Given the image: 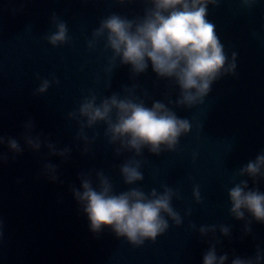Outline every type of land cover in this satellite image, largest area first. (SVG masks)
<instances>
[{
  "label": "water",
  "instance_id": "1",
  "mask_svg": "<svg viewBox=\"0 0 264 264\" xmlns=\"http://www.w3.org/2000/svg\"><path fill=\"white\" fill-rule=\"evenodd\" d=\"M150 7V0H0V136L16 138L23 149L14 156L6 143L0 145V155L7 157L0 160V264H202L213 243L231 264L234 256L254 258L257 246L264 251V224L251 217L236 220L228 195L241 180L264 192V179L254 183L239 175L264 153V0L248 5L218 0L209 6L207 19L229 61L237 54V67L191 108L177 105L175 81L158 78L151 66L134 76L129 66L113 62L106 36L93 37L110 15L137 19ZM53 15L66 23L69 36L68 43L55 47L47 39L56 31ZM44 79L50 87L39 94ZM113 94L143 100L149 107L163 102L190 122L191 131L174 151L157 156L145 149L137 156L110 143L103 122L82 129L79 108L84 99L95 95L99 103ZM29 120L34 129L24 128ZM24 133L39 135V151L27 147ZM130 160L141 162L144 175L131 186L120 173ZM101 172L117 194L130 187L145 193L171 188L182 224L169 219L168 230L142 246L108 230L93 234L73 189L80 188L82 178L98 184ZM196 186L200 203L193 195ZM212 225L215 233L200 235L201 226ZM221 225L230 228L228 237L220 233Z\"/></svg>",
  "mask_w": 264,
  "mask_h": 264
},
{
  "label": "clouds",
  "instance_id": "2",
  "mask_svg": "<svg viewBox=\"0 0 264 264\" xmlns=\"http://www.w3.org/2000/svg\"><path fill=\"white\" fill-rule=\"evenodd\" d=\"M125 2L119 0L121 4ZM243 2L248 5L255 0ZM150 4L151 7L141 18L110 15L100 22L93 37L99 39L106 36V46L113 52V62L118 59L121 65L129 66L134 76L146 73L151 66L158 78L175 81L180 89L177 105L191 108L202 104L214 82L224 75L235 74L237 67V54L233 52L229 61L215 26L207 19L209 6H216L218 0H150ZM53 22L56 31L47 37L48 42L54 47L68 43L66 23L58 21L55 15ZM93 46V42H89V47ZM49 87L50 81L44 79L37 93H46ZM75 115L69 113L70 117ZM79 116L83 118L82 129L103 122L107 125L109 142L119 143L121 148L134 151L137 156L142 155L145 149L157 156L165 151H174L180 138L191 131L190 122L180 118L165 103L153 101L149 107L143 100L119 94L105 97L99 103L95 95L85 98L80 105ZM25 127L34 129V124L29 120ZM22 139L32 151L41 149L39 135L24 133ZM5 143L14 156L23 152L16 138L0 136V145ZM48 147L53 146L49 144ZM66 151L59 152V155H64ZM52 154L57 153L53 151ZM0 160L6 161L7 157L0 155ZM48 167L55 173V165ZM120 173L129 186L144 180L138 160L121 165ZM239 175L251 178L254 183L264 179V153L242 167ZM52 179L55 180V175ZM98 180V184L94 185L91 179L82 178L80 188L73 189L74 198L93 234L99 235L108 230L133 246H142L146 241L155 242L158 236L163 235L169 228V219L176 226L182 224L181 216L172 206L173 196L177 193L171 188L165 187L162 193L156 189L145 193L140 188L130 187L117 194L110 179L102 172L98 173ZM193 195L200 203L199 186L193 189ZM228 195L230 214L236 220L245 221L246 217H251L255 222L264 224V192L259 188H250L247 180H241L229 190ZM248 224H251L250 220ZM3 227L0 220V239L3 238ZM216 230L215 225L201 226L199 233L206 236ZM219 231L225 237L230 235L227 226L221 225ZM245 231L250 233L252 229L246 226ZM228 262L227 253L218 255L216 243L210 245L202 260V264ZM231 264H264V251L257 246L254 258L234 256Z\"/></svg>",
  "mask_w": 264,
  "mask_h": 264
}]
</instances>
